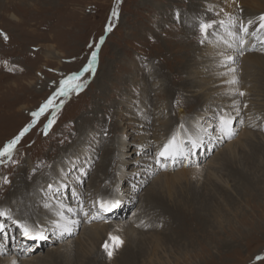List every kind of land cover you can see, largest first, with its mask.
<instances>
[{
  "label": "rangeland",
  "instance_id": "374dc122",
  "mask_svg": "<svg viewBox=\"0 0 264 264\" xmlns=\"http://www.w3.org/2000/svg\"><path fill=\"white\" fill-rule=\"evenodd\" d=\"M254 1L0 0V149L33 123L32 113L53 96L62 79L82 72L92 52L97 53L94 74L83 73L85 87L79 94L57 98L58 105L63 103L47 134L51 109L19 140L10 159L0 158V212L6 214L0 216V224L5 225L0 233V264L13 255L19 261L28 260L26 264H264V131L263 142L243 140L244 147L213 149L204 159L203 164L213 163L227 188H220L207 168L199 178L172 184L171 197L166 196L168 189H158L162 184L156 176L149 181L140 176L142 188L132 196L118 193L123 196L114 197L120 169L125 174L135 172L147 164L150 152L154 155V147L145 145V135L156 139L166 133L150 127L163 109L181 114L187 123L216 108L199 106L195 93L182 82L195 67L194 56L215 47L225 18L235 9L245 11ZM113 10L118 11V18L112 17ZM110 23L112 30L107 32ZM202 24L212 25L206 37ZM253 72H257L254 80L263 78L264 66L253 65ZM159 84L168 87L167 96L160 97L156 90L147 93ZM215 114H206L200 123L214 122ZM195 134H186V140ZM223 135L230 137L225 131ZM120 139L127 142L123 152L118 149ZM204 140H200L199 155L209 152V142ZM191 149L194 160L197 150ZM155 157L156 165H174L175 159ZM68 166L72 167L65 174L67 189L46 191L45 185L57 180L56 170L65 171ZM236 173L249 174L251 186L246 193L236 182L238 177L246 185L245 180ZM15 192L20 200L2 203ZM91 193L116 200L118 206L108 213L98 207L95 213ZM81 197V206L87 207L89 199L88 214L95 213L108 228L98 231L88 245L77 240L86 228L75 235L58 233V237L43 229L46 239L32 241L13 223L33 228L51 217L56 203L71 206ZM22 199L27 204L23 207ZM133 220L146 228L139 227L130 235L125 229ZM110 236H120L123 243L113 247ZM105 243L113 251L111 258Z\"/></svg>",
  "mask_w": 264,
  "mask_h": 264
},
{
  "label": "bare ground",
  "instance_id": "6f19581e",
  "mask_svg": "<svg viewBox=\"0 0 264 264\" xmlns=\"http://www.w3.org/2000/svg\"><path fill=\"white\" fill-rule=\"evenodd\" d=\"M245 2L247 4L248 2H250V0H245ZM251 4L252 5L246 7L245 11L237 12L235 11V9L228 15L227 18H225L222 30L223 33L220 37L216 38L215 41H217V44H215V47H213L210 51H208V47H206L204 50L199 51L194 56L195 59H193V61H195V67H193L188 72V79L186 78V80L182 82V84L186 86L185 88H189L195 93L194 97L199 103V106L208 108V105H213V107L215 106L216 108H210L211 110H209L208 112H204V114L201 116L193 115L194 118L189 120V122L184 120L187 123L182 122L180 117L182 116L181 114L179 116H175L174 114H171V109H163L161 117L158 116L154 118V123L153 125H150V127H159L160 131L166 133L160 134L159 138H157L156 136V139L149 138V136L145 135V145H147V147L149 146V148L150 146L154 147V155L151 156L152 153L150 152L146 159V161H148L147 164L143 163L142 167L138 169L135 168V172L131 171L132 173L129 172L128 174H125L123 169H120L118 174L120 182L119 184H117V187L114 188L115 198L123 196V194L118 193H124L127 196H132L131 194L137 192L139 187L142 188L143 185H140V183L142 182L139 179L140 176H144L146 179H148L147 181H149L153 176H156V181L162 184L161 187H159V184L158 189H168V191H166V196L171 197L170 192L174 190L170 187L172 184L179 183L180 180L190 181V179L192 180V178L194 177L199 178L206 173L207 168L210 171L209 177L220 184V188L224 186L227 188V184L222 183V178L220 179V177L215 173V170H213V163L208 161V163L203 164L204 159H206L208 155H211L213 149L218 150V148L220 147L227 149L234 144H239V146L244 147L245 142L243 140L249 139L250 141H255V139H259L261 142H263L262 131H264V77L257 80H254L255 78L253 79V76L257 74V72H253V65L264 66L261 64V61H264V29L258 30V17L264 14V0H255ZM249 19L254 20V24L249 28V31L246 34L241 30L240 25L241 23L246 24ZM217 33L220 34V32ZM261 75L264 76V74ZM156 86L157 85H154L153 87ZM167 88L164 86V84H159L156 89L151 88V91L147 93H153L156 90V93H159L160 97H165L169 92ZM241 92H243L244 95H240ZM214 111L216 112V114L213 116L215 118L214 122L206 121L204 122L206 123V126H203L200 122H202L205 117H207L206 114H208V116L213 115L215 113ZM168 113L171 115H167ZM222 119L229 120L231 122L229 127L232 134L228 138L226 136L224 137L223 135L224 129L221 124ZM151 122L153 121H150L149 123ZM178 122H181L180 126L173 130V125ZM143 127L149 126L143 124ZM193 132H196V134L192 135V138H188V140H186V134H190ZM174 136L176 138V144L178 147V153L176 155L174 165H172L171 163L166 164L164 162H162L160 165H156L157 158L155 157V155L157 156L159 151L162 149V146ZM204 139H207L209 142L207 146L209 147V152H204L202 155H199L198 151L201 150L202 147L201 141ZM193 142L197 143V147H195L197 151L193 153L195 162L192 158H190L192 153L191 151L193 149L188 150V147L193 148ZM117 143L118 149L123 152L127 142L120 139V141ZM121 161L122 165H125L127 163V161H124L123 158ZM181 162H183V166ZM162 165L166 167L165 170L162 168ZM148 166L151 168L153 167V169H148ZM71 167L66 168L65 171L57 169V180H55L54 182H50L49 186L45 185L46 191L56 192V190L54 189H60L63 191L66 190L67 188L64 186V184L66 183L65 174L69 172V169H71ZM238 175H240L246 183V185H244L243 183L238 182L237 177L236 182L240 185L243 192H245V190H249L248 186H251V178H247V175L249 174L239 173L237 174V176ZM186 176H189V179L184 178ZM36 178L38 177L36 176ZM247 182H249V185ZM17 196V192L12 193L11 196L3 198L2 203L7 202L6 204L10 205L11 200H20V196ZM96 196V193H91V198H89H93L91 201L96 202L94 204L92 203V209L96 210L95 213H97V208L99 207L97 201L103 200L96 198ZM82 197H84V195H82ZM82 197L76 199L71 206L64 205L61 202L56 203V209L54 212L52 211L53 213L51 217L47 220L44 219L42 221H39L37 224H34L33 228L40 231L43 229H49L51 231V234L57 237L59 236L58 233L62 235L66 233V231H64L65 227L70 229L68 234L73 233L74 235L78 233L79 229H83L84 231L86 228V233H81L77 240L81 244L83 243L85 245H88L93 237H98V231H101L103 233V229L107 230L108 228L105 225L103 219L101 221V219H97L95 217V213L88 214L87 208H89L90 206L89 199L87 203L85 202V205L87 207L81 206L83 203ZM22 200L23 207L26 203H24L25 199ZM132 201L133 200L130 199L128 203H132ZM118 202H120V200ZM135 212L138 213V211ZM85 213H87L88 215L86 216ZM142 219L143 218H140V220ZM145 226L146 225L144 223H135V221L133 220L128 228L125 229V231L128 234L133 235L137 231V228L140 227L141 229V227ZM116 227L117 229H119L118 231L121 232L120 227ZM150 241L152 242V240ZM155 244L156 246L158 245L157 243ZM13 262H15V264H26L28 260H24V262L22 260L19 261L15 255L5 259V264H13Z\"/></svg>",
  "mask_w": 264,
  "mask_h": 264
},
{
  "label": "snow or ice",
  "instance_id": "6c2138e0",
  "mask_svg": "<svg viewBox=\"0 0 264 264\" xmlns=\"http://www.w3.org/2000/svg\"><path fill=\"white\" fill-rule=\"evenodd\" d=\"M118 15H119L118 11L113 10L112 17L118 18ZM258 21H259L258 30L264 29V14H262L258 17ZM253 24H254V20L249 19L246 22V24L241 23L240 28L244 33L247 34L249 31V28ZM210 27H212L211 24H202L201 25V32H202V34L205 35V37L207 36V29ZM111 30H112V24L110 23L109 26L106 27V31L110 32ZM4 38H5V40H7V36H5ZM103 40H104V38L101 37V40H100L101 44L103 43ZM96 61H97V53H96V51H93L89 63L84 67L82 72L69 75L60 81L59 87L57 88V90L53 94V96L50 97L48 99V101H46V103L43 104L38 111L32 113V116L34 118L33 123L30 124L29 126L25 127L20 132V134L15 139H13L10 143L5 145V147L3 149H0V158L8 157L10 159L11 155L15 149V146L19 142V140L29 131V129L32 126H34V124L36 123V121L39 119V117L41 115H43L46 111L51 109L52 117H51V119H49L48 124L45 128V134H47V130L49 128H51L52 124L55 122V119H56L55 113H56L58 107H60L63 103V101H61L60 104L58 105L56 103L57 98L58 97H67V96H69L70 93H73V92L79 94V92L85 87V84L81 82V77H82L83 73H93L94 74L95 70H94L93 66L95 65ZM240 95H244V93L241 92ZM230 123L231 122L229 120H223L222 119V121H221L223 129L228 135L232 134L231 129L229 127ZM192 147L193 148L197 147V143L193 142ZM177 153H178V147L176 144V138L174 136V137H172V139H170L166 144H164L162 146V149L159 151L158 156L164 160L175 159ZM4 183H8L7 178H5ZM97 204L99 206V211L101 213L111 212L114 208H116L118 206L117 202H111V201H106V200H99V201H97ZM5 215L6 214L4 212H0V216H5ZM85 215L87 216L88 214L85 213ZM13 223L16 224V227L21 230V234L23 235V237H25L28 240L42 241V240L46 239V237L44 236L42 231L32 228L27 223H19L15 220H13ZM4 230H5V225L0 224V233H3ZM64 231L69 232L70 229L65 227ZM109 239L113 242V247H119L123 243V241H121L119 239V237H116V236H110ZM104 249L107 252L109 258H111L113 255V251L110 250V246L108 243H105ZM13 264H15V262H13Z\"/></svg>",
  "mask_w": 264,
  "mask_h": 264
}]
</instances>
